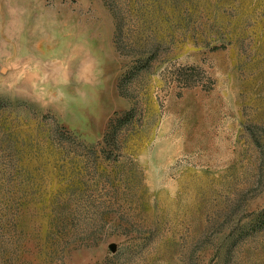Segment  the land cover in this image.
Instances as JSON below:
<instances>
[{"label": "rangeland", "instance_id": "obj_1", "mask_svg": "<svg viewBox=\"0 0 264 264\" xmlns=\"http://www.w3.org/2000/svg\"><path fill=\"white\" fill-rule=\"evenodd\" d=\"M262 213L264 0H0V264H264Z\"/></svg>", "mask_w": 264, "mask_h": 264}, {"label": "trees", "instance_id": "obj_2", "mask_svg": "<svg viewBox=\"0 0 264 264\" xmlns=\"http://www.w3.org/2000/svg\"><path fill=\"white\" fill-rule=\"evenodd\" d=\"M132 112H128L126 115L119 117L113 121L111 124V128L109 132L105 135L104 141L107 142L108 145H116L117 144V135L119 133V130L122 129V127L125 125L126 120H131V114ZM259 222H264V214L262 213L259 216Z\"/></svg>", "mask_w": 264, "mask_h": 264}]
</instances>
